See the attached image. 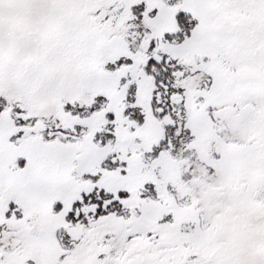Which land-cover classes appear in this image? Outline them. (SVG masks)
Wrapping results in <instances>:
<instances>
[{"label":"snow or ice","instance_id":"1","mask_svg":"<svg viewBox=\"0 0 264 264\" xmlns=\"http://www.w3.org/2000/svg\"><path fill=\"white\" fill-rule=\"evenodd\" d=\"M0 264H264V0H0Z\"/></svg>","mask_w":264,"mask_h":264}]
</instances>
